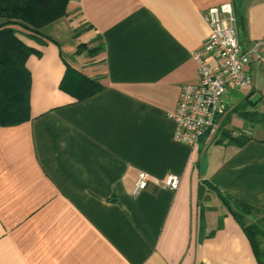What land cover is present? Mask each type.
<instances>
[{
  "label": "crops",
  "instance_id": "1",
  "mask_svg": "<svg viewBox=\"0 0 264 264\" xmlns=\"http://www.w3.org/2000/svg\"><path fill=\"white\" fill-rule=\"evenodd\" d=\"M228 3L240 44L264 39V0H69L43 42L15 26L40 56L26 63L28 120L0 126V264H259L217 194L263 218L264 131L235 110L264 102V54L222 102L244 146L176 142L169 118L197 82L205 12ZM86 81L100 89L84 98ZM170 175L175 192L154 181Z\"/></svg>",
  "mask_w": 264,
  "mask_h": 264
},
{
  "label": "built area",
  "instance_id": "2",
  "mask_svg": "<svg viewBox=\"0 0 264 264\" xmlns=\"http://www.w3.org/2000/svg\"><path fill=\"white\" fill-rule=\"evenodd\" d=\"M204 18L210 27V35L203 49L193 54L197 62V82L181 87L178 105L169 114L175 124L173 140L189 146L203 139L211 144L218 138L224 120L221 108L227 89L250 84L252 77L248 66L251 59L264 54V39L246 47L240 44L231 3L208 9ZM207 55L214 57V65L208 63ZM149 181L147 174L138 173L132 195L145 190ZM154 181L170 192H175L180 184L176 175Z\"/></svg>",
  "mask_w": 264,
  "mask_h": 264
},
{
  "label": "trees",
  "instance_id": "3",
  "mask_svg": "<svg viewBox=\"0 0 264 264\" xmlns=\"http://www.w3.org/2000/svg\"><path fill=\"white\" fill-rule=\"evenodd\" d=\"M68 3L69 0H0V126H15L28 120L31 76L26 63L30 56H40L37 50L18 38L15 26L28 32L26 35L29 37L43 42L37 37L40 30L64 17ZM86 84L89 88L84 98L100 89L91 81H86ZM259 101H255V112H246L242 106L235 110L243 119L245 128L255 126L264 131V102L260 111L257 107ZM228 122L229 119L224 122L213 143L244 146L251 138L244 131L235 136V132L226 128ZM217 195L242 224L259 264H264V215L260 220L247 222L246 217H257L260 213L246 204Z\"/></svg>",
  "mask_w": 264,
  "mask_h": 264
},
{
  "label": "rangeland",
  "instance_id": "4",
  "mask_svg": "<svg viewBox=\"0 0 264 264\" xmlns=\"http://www.w3.org/2000/svg\"><path fill=\"white\" fill-rule=\"evenodd\" d=\"M15 30L18 32L19 30L15 27ZM258 109L260 110V111H262L263 110V107H262V105H260L259 107H258ZM224 120H225V118H224ZM224 120H223V124H224ZM222 124V125H223ZM259 128V127H258ZM247 219H250V217H248V218H245V220H247ZM262 242H263V240H261Z\"/></svg>",
  "mask_w": 264,
  "mask_h": 264
}]
</instances>
